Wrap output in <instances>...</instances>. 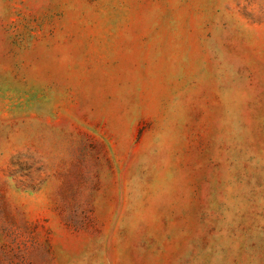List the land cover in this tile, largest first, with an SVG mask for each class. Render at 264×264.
Listing matches in <instances>:
<instances>
[{
  "label": "rangeland",
  "instance_id": "1",
  "mask_svg": "<svg viewBox=\"0 0 264 264\" xmlns=\"http://www.w3.org/2000/svg\"><path fill=\"white\" fill-rule=\"evenodd\" d=\"M0 264H264V0H0Z\"/></svg>",
  "mask_w": 264,
  "mask_h": 264
}]
</instances>
